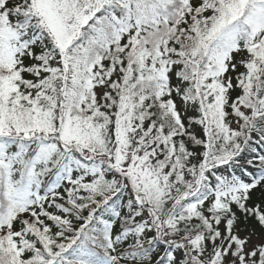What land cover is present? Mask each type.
Segmentation results:
<instances>
[{
	"label": "snow or ice",
	"instance_id": "6c2138e0",
	"mask_svg": "<svg viewBox=\"0 0 264 264\" xmlns=\"http://www.w3.org/2000/svg\"><path fill=\"white\" fill-rule=\"evenodd\" d=\"M0 264H264V0H0Z\"/></svg>",
	"mask_w": 264,
	"mask_h": 264
}]
</instances>
